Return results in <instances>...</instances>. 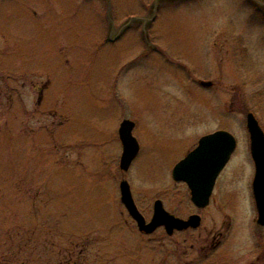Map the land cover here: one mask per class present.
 <instances>
[{"label":"rangeland","instance_id":"rangeland-1","mask_svg":"<svg viewBox=\"0 0 264 264\" xmlns=\"http://www.w3.org/2000/svg\"><path fill=\"white\" fill-rule=\"evenodd\" d=\"M110 1L0 0V264H264L247 129L253 113L264 130V13ZM124 119L140 144L127 172ZM217 130L238 145L199 209L172 170ZM122 180L147 221L162 200L200 227L140 232Z\"/></svg>","mask_w":264,"mask_h":264},{"label":"water","instance_id":"water-1","mask_svg":"<svg viewBox=\"0 0 264 264\" xmlns=\"http://www.w3.org/2000/svg\"><path fill=\"white\" fill-rule=\"evenodd\" d=\"M160 1H154V11H157V5ZM250 1L264 13V0ZM109 2L111 1L108 0ZM140 19L135 16L130 17L128 22L124 24L125 28L130 22L140 21ZM114 25V20L111 17V30L114 29ZM120 36L121 33L111 41H116ZM200 85L211 87L212 82L201 81ZM134 128L135 122L129 119H124L119 128V138L123 146L120 169L123 172L130 169L140 151V144L133 135ZM247 129L250 135L251 156L255 164L252 187L258 211L257 222L259 225L264 226V130L253 113L247 115ZM237 145V139L231 132L217 130L201 137L196 148L174 166L172 170L173 179L177 182H184L188 186L191 201L197 208H206L210 204L216 181L230 162ZM185 162H188L186 167ZM120 192L122 203L142 233L152 234L159 228L164 227L168 235H173L175 231L199 228L202 223V217L199 214H193L187 219L171 214L165 209L162 200L155 201L152 218L147 221L134 200L127 180L121 181Z\"/></svg>","mask_w":264,"mask_h":264},{"label":"snow or ice","instance_id":"snow-or-ice-1","mask_svg":"<svg viewBox=\"0 0 264 264\" xmlns=\"http://www.w3.org/2000/svg\"><path fill=\"white\" fill-rule=\"evenodd\" d=\"M187 163H188V162H185V167L187 166Z\"/></svg>","mask_w":264,"mask_h":264},{"label":"flooded vegetation","instance_id":"flooded-vegetation-1","mask_svg":"<svg viewBox=\"0 0 264 264\" xmlns=\"http://www.w3.org/2000/svg\"><path fill=\"white\" fill-rule=\"evenodd\" d=\"M176 233V232H175Z\"/></svg>","mask_w":264,"mask_h":264}]
</instances>
